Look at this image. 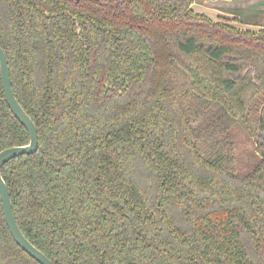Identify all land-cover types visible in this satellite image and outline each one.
<instances>
[{"label": "trees", "instance_id": "1", "mask_svg": "<svg viewBox=\"0 0 264 264\" xmlns=\"http://www.w3.org/2000/svg\"><path fill=\"white\" fill-rule=\"evenodd\" d=\"M194 1L0 0L11 87L38 135L1 175L52 264H264V30ZM233 127L258 144L244 173ZM28 142L0 75V151ZM0 264H40L1 201Z\"/></svg>", "mask_w": 264, "mask_h": 264}, {"label": "rangeland", "instance_id": "2", "mask_svg": "<svg viewBox=\"0 0 264 264\" xmlns=\"http://www.w3.org/2000/svg\"><path fill=\"white\" fill-rule=\"evenodd\" d=\"M191 7L213 21L225 17L230 25L242 31L264 30V0H195ZM231 132L237 170L239 173L250 171L259 157L258 144L240 127H233ZM261 136L264 140V134Z\"/></svg>", "mask_w": 264, "mask_h": 264}, {"label": "water", "instance_id": "3", "mask_svg": "<svg viewBox=\"0 0 264 264\" xmlns=\"http://www.w3.org/2000/svg\"><path fill=\"white\" fill-rule=\"evenodd\" d=\"M0 75L1 85L3 89L4 99L13 114V116L23 125L29 135V142L25 145L12 146L0 151V201L4 220L10 231V234L14 238L15 242L32 258L38 261L40 264H52V261L35 245H33L22 233L19 228L12 210V203L9 197L7 186L1 175L2 166L10 159L23 154H32L38 148V135L37 128L25 112L23 107L17 101L14 96L11 87L10 70L7 64L6 56L2 48L0 47Z\"/></svg>", "mask_w": 264, "mask_h": 264}]
</instances>
